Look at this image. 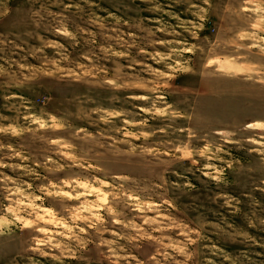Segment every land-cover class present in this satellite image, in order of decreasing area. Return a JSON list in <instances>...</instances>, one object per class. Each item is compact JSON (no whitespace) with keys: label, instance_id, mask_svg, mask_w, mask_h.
Returning <instances> with one entry per match:
<instances>
[{"label":"rangeland","instance_id":"obj_1","mask_svg":"<svg viewBox=\"0 0 264 264\" xmlns=\"http://www.w3.org/2000/svg\"><path fill=\"white\" fill-rule=\"evenodd\" d=\"M0 264H264V0H0Z\"/></svg>","mask_w":264,"mask_h":264}]
</instances>
